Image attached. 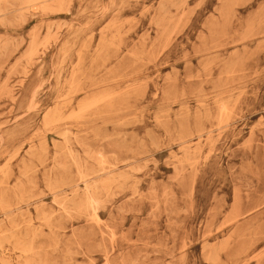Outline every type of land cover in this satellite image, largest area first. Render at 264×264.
Segmentation results:
<instances>
[{
    "label": "rangeland",
    "instance_id": "rangeland-1",
    "mask_svg": "<svg viewBox=\"0 0 264 264\" xmlns=\"http://www.w3.org/2000/svg\"><path fill=\"white\" fill-rule=\"evenodd\" d=\"M0 264H264V0H0Z\"/></svg>",
    "mask_w": 264,
    "mask_h": 264
},
{
    "label": "bare ground",
    "instance_id": "bare-ground-1",
    "mask_svg": "<svg viewBox=\"0 0 264 264\" xmlns=\"http://www.w3.org/2000/svg\"><path fill=\"white\" fill-rule=\"evenodd\" d=\"M108 126V125H107ZM110 126V125H109ZM112 126V125H111ZM69 137V136H68ZM71 137V136H70ZM39 146V145H38ZM42 153V152H41ZM71 152H69V154H70ZM57 155V154H56ZM71 155V154H70ZM39 162H40V160H39ZM77 165H78V163H77ZM77 170V169H76ZM84 175V174H83ZM96 175H98V174H96ZM131 175V174H130ZM23 177V176H22ZM87 178V177H86ZM128 179V178H127ZM84 180H85V178H84ZM114 181V180H113ZM107 183H110L109 181L107 182ZM115 183V182H114ZM113 183V184H114ZM112 184V183H111ZM58 185V184H57ZM86 185V184H85ZM77 189V188H76ZM87 190V189H86ZM76 191V190H75ZM92 195V194H91ZM94 195V194H93ZM87 197V196H86ZM90 203V202H89ZM88 203V204H89ZM94 204V203H93ZM73 205V204H72ZM15 208V207H14ZM54 215V214H53ZM10 216V215H9ZM7 218V217H6ZM10 218V217H9ZM12 218V217H11ZM43 221V220H42ZM15 231V230H14Z\"/></svg>",
    "mask_w": 264,
    "mask_h": 264
}]
</instances>
